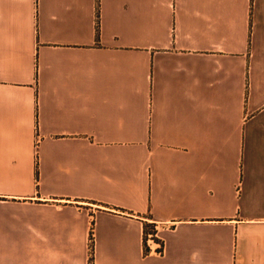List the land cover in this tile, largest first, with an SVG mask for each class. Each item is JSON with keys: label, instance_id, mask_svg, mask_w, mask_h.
I'll return each mask as SVG.
<instances>
[{"label": "crops", "instance_id": "crops-1", "mask_svg": "<svg viewBox=\"0 0 264 264\" xmlns=\"http://www.w3.org/2000/svg\"><path fill=\"white\" fill-rule=\"evenodd\" d=\"M92 230L93 264H264V0H0V264Z\"/></svg>", "mask_w": 264, "mask_h": 264}, {"label": "rangeland", "instance_id": "rangeland-1", "mask_svg": "<svg viewBox=\"0 0 264 264\" xmlns=\"http://www.w3.org/2000/svg\"><path fill=\"white\" fill-rule=\"evenodd\" d=\"M156 233H153L154 234V237L153 238H148L145 242V245H146V253H149L151 252V247L153 249H157L156 252L154 253L155 255L158 253H163L164 252V240L162 238H159V237H156ZM159 245V246H157ZM91 246V244H90ZM164 254V253H163ZM90 255H91V251H90ZM92 256V255H91ZM159 256V255H158ZM235 259L237 258V256L235 255L234 257ZM90 262H92V258L90 257Z\"/></svg>", "mask_w": 264, "mask_h": 264}, {"label": "built area", "instance_id": "built-area-1", "mask_svg": "<svg viewBox=\"0 0 264 264\" xmlns=\"http://www.w3.org/2000/svg\"><path fill=\"white\" fill-rule=\"evenodd\" d=\"M90 251L92 250V246H95V237H94V231L92 230L91 236H90ZM164 253V252H163ZM163 253H158V255L162 256Z\"/></svg>", "mask_w": 264, "mask_h": 264}, {"label": "trees", "instance_id": "trees-1", "mask_svg": "<svg viewBox=\"0 0 264 264\" xmlns=\"http://www.w3.org/2000/svg\"><path fill=\"white\" fill-rule=\"evenodd\" d=\"M98 34H99V29H98ZM91 258H92V264L94 262V258H95V246H92V250H91Z\"/></svg>", "mask_w": 264, "mask_h": 264}]
</instances>
